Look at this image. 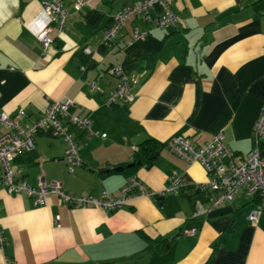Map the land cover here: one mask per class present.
Wrapping results in <instances>:
<instances>
[{"label":"crops","instance_id":"1","mask_svg":"<svg viewBox=\"0 0 264 264\" xmlns=\"http://www.w3.org/2000/svg\"><path fill=\"white\" fill-rule=\"evenodd\" d=\"M46 1L0 0V111L17 118L23 110L18 120L26 125L49 103L69 102V113L90 119L99 135L69 128L82 162L72 173L64 142L48 131L37 135L34 150L11 161L15 179L36 186L43 178L93 197L119 195L130 175L155 193L173 176L182 188L113 212L69 207L54 195L35 207L5 190L0 172V228L8 241L0 264H264V217L256 225L247 219L252 198L239 193L194 218L197 205H210L208 193L193 189L206 181L202 166L164 147L150 164L136 157L144 142L163 145L178 135L198 147L222 134L231 151L248 154L264 105V0H177L175 27L150 29L132 19L110 46L102 35L113 13L136 0H88L77 11L74 0H62L68 16L60 33ZM43 29L53 40L46 50L37 40ZM148 29L132 41L135 30ZM114 67L136 81L135 99L109 107L106 96L119 83ZM92 82L98 91H90ZM191 228L196 235L182 234Z\"/></svg>","mask_w":264,"mask_h":264},{"label":"built area","instance_id":"2","mask_svg":"<svg viewBox=\"0 0 264 264\" xmlns=\"http://www.w3.org/2000/svg\"><path fill=\"white\" fill-rule=\"evenodd\" d=\"M87 1L74 0V9L80 10ZM175 1L177 0H136L131 5L123 6L113 13L110 28L103 32L102 45L115 44L124 26L136 18L141 19L150 29L163 30L175 27L178 23V17L172 9ZM43 10L56 25L58 32H62L68 16L63 1L47 0L43 4ZM150 29L135 30L132 41L142 40L149 34ZM49 32V29H43L37 36L43 50H46L53 42ZM118 47L122 48L124 45ZM83 53L90 56L93 52L85 48ZM84 69V66L81 67L82 71ZM111 73L119 83L107 94L106 105L111 107L117 102H133L135 95L131 89L136 81L126 77L120 67L112 68ZM89 87L91 92L99 90L95 82H92ZM69 107V102H51L38 119L26 125H22L18 120L25 117L23 110L18 112L17 118H12L0 111V128L3 129L0 133V172L2 185L10 195H24L32 200L35 207L44 206L47 199L54 195L60 203L69 207L80 209L92 207L104 212H113L128 206L133 200L175 194L182 188L179 177L173 176L168 187L155 193L135 175H130L121 187L119 195L114 196L104 191L93 197L67 193L60 183H48L43 178L39 179L36 186L17 181L11 161L20 154L34 150L35 137L47 131L64 142L66 149L63 162L69 173L82 165L76 137L69 132V128L82 130L88 137H96L99 134L92 130L90 119L70 114ZM100 136L104 138L105 134ZM252 136L253 146L243 157L225 145L222 134L215 135L210 141L198 147L192 146L180 135L170 138L163 144V147L177 158L188 163H199L206 173V181L197 184L193 189L200 193H208L210 205L207 207L197 205L193 214L194 218L203 217L221 204L233 201L239 193H243L254 201V207L247 216L250 224L256 225L260 217H264V105L254 123ZM196 233L197 229L191 228L184 230L182 234L194 236ZM7 246L8 241L0 228V251Z\"/></svg>","mask_w":264,"mask_h":264},{"label":"trees","instance_id":"3","mask_svg":"<svg viewBox=\"0 0 264 264\" xmlns=\"http://www.w3.org/2000/svg\"><path fill=\"white\" fill-rule=\"evenodd\" d=\"M161 148H163V145L155 144L152 141H149L148 143L144 142L140 146L136 157L139 158L140 156H143L144 158L140 160V162L150 164Z\"/></svg>","mask_w":264,"mask_h":264},{"label":"water","instance_id":"4","mask_svg":"<svg viewBox=\"0 0 264 264\" xmlns=\"http://www.w3.org/2000/svg\"><path fill=\"white\" fill-rule=\"evenodd\" d=\"M117 171H121V168L116 169Z\"/></svg>","mask_w":264,"mask_h":264}]
</instances>
